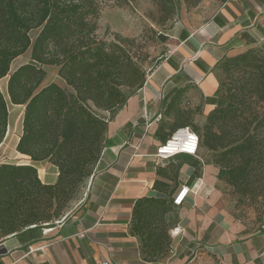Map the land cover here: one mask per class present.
Returning a JSON list of instances; mask_svg holds the SVG:
<instances>
[{"label": "trees", "instance_id": "1", "mask_svg": "<svg viewBox=\"0 0 264 264\" xmlns=\"http://www.w3.org/2000/svg\"><path fill=\"white\" fill-rule=\"evenodd\" d=\"M113 1L123 4L133 0ZM154 1L163 9H171L175 2ZM103 4L102 0H0V80L8 77V97L0 89V145L8 132L9 103L25 106L17 151L31 161L0 164L1 236L35 234L66 215L110 146V121L144 86L161 59L146 70L145 60L126 46L134 44V39L118 34L113 41L101 38ZM33 31H38L35 38ZM167 37L161 36L163 41ZM30 49L31 62L11 71L15 59ZM48 65L59 68L58 75L69 89L56 82L41 87ZM214 73L219 82L217 102L205 124H189L188 113L182 112L178 114L183 117L180 127L191 125L200 136L199 152L204 148L213 153L217 177L233 188L236 205L256 210L261 219L264 50L252 47L225 56L215 65ZM176 99L169 108L176 105ZM178 128L162 137L163 143ZM40 162L58 168L56 183L42 181ZM176 206L174 198L162 196L137 200L131 230L141 239L148 261L164 258L169 252L171 215Z\"/></svg>", "mask_w": 264, "mask_h": 264}, {"label": "crops", "instance_id": "2", "mask_svg": "<svg viewBox=\"0 0 264 264\" xmlns=\"http://www.w3.org/2000/svg\"><path fill=\"white\" fill-rule=\"evenodd\" d=\"M172 32V48L110 121V146L85 197L65 219L35 234L0 235V264H97L103 259L117 264H264V225L250 231L222 207L216 167L207 162L201 172L200 163H190L193 156H156L162 137L183 124L178 114L190 111L185 100L192 86L211 112L219 87L217 62L264 42V0L224 1L199 28L176 26ZM174 98L179 99L169 108ZM23 156L28 160L19 163L31 162ZM176 160L182 162L173 164ZM37 165L44 183L57 182L56 166ZM183 186L190 192L175 207L169 252L148 261L131 230L134 206L142 197L173 199Z\"/></svg>", "mask_w": 264, "mask_h": 264}, {"label": "rangeland", "instance_id": "3", "mask_svg": "<svg viewBox=\"0 0 264 264\" xmlns=\"http://www.w3.org/2000/svg\"><path fill=\"white\" fill-rule=\"evenodd\" d=\"M102 1L104 4L100 13L98 30L100 37L113 41L118 34L134 39V44L129 43L126 46L132 50L133 54L144 59L145 69L150 70L155 62L172 48V45H170L172 43L171 36H173L172 30L176 26L199 28L219 10L223 0H175L171 9L161 8L154 0H133L123 4H118L113 0ZM37 34L38 31H33L32 37L35 38ZM163 35L168 36L166 41L162 40L161 36ZM256 47L264 50V42ZM29 62H31V49L12 63L11 71ZM44 69L47 76L41 87L51 82H56L69 89L65 81L58 75L59 68L57 66L48 65ZM6 83V79L0 81V89L8 97ZM202 98L199 89L192 87L185 100V105L190 110L187 116L189 124H199L201 127L205 124L210 112H206ZM24 110L25 106L9 103V127L6 138L0 145V162H24L28 160L17 151V144L23 129ZM180 162L182 161L176 160L173 164ZM197 162L201 164L198 167V171L201 172L204 163L209 162L215 166L213 164V153L204 148L200 149L198 158L193 157L190 160L193 165ZM215 167L218 173L219 168ZM41 175L43 177L42 172ZM216 186L222 193V207L227 212L240 220L250 231H257L263 228L264 213L259 219V214L256 210L246 208L243 205L237 206V195L227 183L218 179ZM87 187L88 185L77 192L76 198L69 204L64 214H67L70 209L81 202L86 195ZM172 216L175 219L177 212L173 213L171 218Z\"/></svg>", "mask_w": 264, "mask_h": 264}, {"label": "built area", "instance_id": "4", "mask_svg": "<svg viewBox=\"0 0 264 264\" xmlns=\"http://www.w3.org/2000/svg\"><path fill=\"white\" fill-rule=\"evenodd\" d=\"M225 3L237 0H224ZM200 147V136L190 126L178 128L166 142L160 144L156 150L158 158L169 159L178 154H190L198 156ZM190 192L189 186H183L180 192L174 197V204L180 206L183 204ZM65 219V216L63 217ZM97 264H117L109 259H103Z\"/></svg>", "mask_w": 264, "mask_h": 264}]
</instances>
